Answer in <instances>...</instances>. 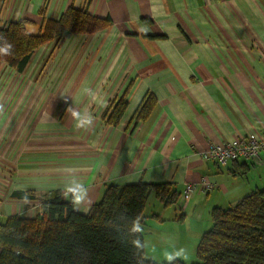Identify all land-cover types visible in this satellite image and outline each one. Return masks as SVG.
<instances>
[{"label":"crops","instance_id":"obj_1","mask_svg":"<svg viewBox=\"0 0 264 264\" xmlns=\"http://www.w3.org/2000/svg\"><path fill=\"white\" fill-rule=\"evenodd\" d=\"M68 6L109 24L57 36L20 72L6 66L0 222L40 213L73 178L88 189L74 207L80 213L108 184L169 183L177 201L165 206L150 193L143 210L145 256L166 262L165 251L185 248L192 260L211 209L264 187V153L227 164L201 157L210 143L264 130V0H0V22L24 19L27 32L38 34L42 10L58 19ZM147 95L155 104L136 120ZM121 97L126 107L112 125L103 114ZM70 105L93 114L89 129L75 128ZM205 178L213 183L207 193ZM188 182L195 189L186 198Z\"/></svg>","mask_w":264,"mask_h":264},{"label":"trees","instance_id":"obj_2","mask_svg":"<svg viewBox=\"0 0 264 264\" xmlns=\"http://www.w3.org/2000/svg\"><path fill=\"white\" fill-rule=\"evenodd\" d=\"M41 14L38 34L27 32L24 19L6 25L0 22V37L13 45L12 55H0V62L20 72L36 49L57 36L93 33L109 24L107 18L73 6L58 19L45 18L43 10ZM154 104V97L147 95L135 119H146ZM125 107L121 97L107 105L103 117L115 125ZM150 193L165 206L178 197L169 183L108 184L101 199L80 213L70 198L52 191L41 203L40 213L33 217L14 214L0 222V264H167L147 258L144 247L133 244L139 239L144 245L143 210ZM210 219L211 227L201 235L195 261L189 264H264V187L228 208L213 207ZM175 264L188 263L177 259Z\"/></svg>","mask_w":264,"mask_h":264},{"label":"built area","instance_id":"obj_3","mask_svg":"<svg viewBox=\"0 0 264 264\" xmlns=\"http://www.w3.org/2000/svg\"><path fill=\"white\" fill-rule=\"evenodd\" d=\"M261 153H264V130L258 136H239L231 141L210 143L202 151L201 157L204 161L227 164L241 159L258 157ZM201 184L203 193H207L213 187V183L206 178L202 179ZM194 189L195 184L186 183L184 188L185 197L188 198Z\"/></svg>","mask_w":264,"mask_h":264},{"label":"clouds","instance_id":"obj_4","mask_svg":"<svg viewBox=\"0 0 264 264\" xmlns=\"http://www.w3.org/2000/svg\"><path fill=\"white\" fill-rule=\"evenodd\" d=\"M0 41H3V43H0V55L8 56L12 55V48L13 45L10 44L6 39L3 37H0ZM84 92L89 96H94V93L90 89H85ZM4 106L0 104V113H3ZM67 113H69L74 120V126L76 129L80 130H87L89 129L93 123H94V116L92 113L85 111H80L74 108L72 105H70L67 110ZM88 189L85 187V185L80 182L79 180L73 178L70 182V184H65L63 189V196L65 198H70L71 203L74 207L80 206L87 197ZM136 231H141V228L139 225L135 228ZM133 244L136 248L142 249L144 245L140 242L139 239L133 241ZM164 258L167 261V264H175V261L177 259H183L187 261L189 259L188 251L185 248H179L177 250H174L172 252L165 251Z\"/></svg>","mask_w":264,"mask_h":264},{"label":"rangeland","instance_id":"obj_5","mask_svg":"<svg viewBox=\"0 0 264 264\" xmlns=\"http://www.w3.org/2000/svg\"><path fill=\"white\" fill-rule=\"evenodd\" d=\"M6 64L4 63V62H0V98L2 99V98H7L8 97V92L7 91H4V89L2 90L1 88L3 87V85H4V87L6 86V83H8V81H9V74H8V71H7V69H6ZM10 83V82H9ZM3 87V88H4ZM6 89V88H5ZM8 89V88H7ZM2 104H4V103H2ZM6 109V110H5ZM4 110H5V112H3V113H0L1 114V116H0V125L2 126L3 124H1V121H3V115H5V114H8V110H7V108H5L4 107ZM148 200V199H147ZM152 200L153 199H149L146 203V206H147V209H148V211L150 210V208H151V205H152ZM188 254H190L189 252H188ZM178 260H181V259H178ZM182 261H183V259H182ZM188 262V264L189 263H191L192 261H195V254H194V256H193V258H192V260H187ZM167 262V261H166ZM159 263H161V262H159Z\"/></svg>","mask_w":264,"mask_h":264}]
</instances>
